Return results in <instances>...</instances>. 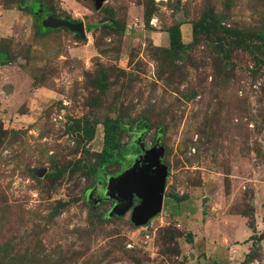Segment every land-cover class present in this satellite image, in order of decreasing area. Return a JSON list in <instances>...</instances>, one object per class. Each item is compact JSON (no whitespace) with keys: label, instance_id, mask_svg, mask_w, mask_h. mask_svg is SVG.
<instances>
[{"label":"rangeland","instance_id":"obj_1","mask_svg":"<svg viewBox=\"0 0 264 264\" xmlns=\"http://www.w3.org/2000/svg\"><path fill=\"white\" fill-rule=\"evenodd\" d=\"M1 17L0 264H264V0H0ZM108 122L124 153L104 162ZM157 139L161 211L109 215L110 180Z\"/></svg>","mask_w":264,"mask_h":264},{"label":"water","instance_id":"obj_2","mask_svg":"<svg viewBox=\"0 0 264 264\" xmlns=\"http://www.w3.org/2000/svg\"><path fill=\"white\" fill-rule=\"evenodd\" d=\"M104 0H93L95 7L100 9ZM42 26L47 29L67 28L72 32H77L81 37L85 36L82 22H74L68 19L58 18L54 15H47L42 20ZM164 149L162 145H155L144 150L142 164L135 165L127 171L113 177L110 184L113 193H108L117 201L125 200L126 203L118 207L114 205L109 215L116 213L124 214L131 208L130 220L138 226L144 225L162 209L163 193L167 177V166L160 162ZM140 201L132 206L133 196Z\"/></svg>","mask_w":264,"mask_h":264},{"label":"trees","instance_id":"obj_3","mask_svg":"<svg viewBox=\"0 0 264 264\" xmlns=\"http://www.w3.org/2000/svg\"><path fill=\"white\" fill-rule=\"evenodd\" d=\"M114 21V20H112ZM196 25H192V36L195 37L197 33ZM168 40L169 44L172 47L180 48L185 44L181 39V34L178 28V25H175L173 28L168 30ZM124 151L119 147L116 141V133L112 127L111 122L104 123L103 127V145L102 151L99 154L104 162L113 161L117 156L123 155ZM252 238H255L252 237ZM264 238V230L262 233L256 236V239L261 240Z\"/></svg>","mask_w":264,"mask_h":264},{"label":"flooded vegetation","instance_id":"obj_4","mask_svg":"<svg viewBox=\"0 0 264 264\" xmlns=\"http://www.w3.org/2000/svg\"><path fill=\"white\" fill-rule=\"evenodd\" d=\"M154 145H159V141H158V139L155 140V144H154ZM142 149H143V148L141 147V144H139V148H138V156H140V154H142ZM98 198H100V199H99L100 201H103V200H104L102 196H99ZM110 201L112 202L110 208H112V207H113L114 205H116V204L118 205V207H121V206H123V205L126 203L125 200H120L119 202H117V200H116L114 197L111 198ZM138 202H139V199H138L137 197L133 196L132 206L138 204ZM110 208H109V209H110Z\"/></svg>","mask_w":264,"mask_h":264},{"label":"crops","instance_id":"obj_5","mask_svg":"<svg viewBox=\"0 0 264 264\" xmlns=\"http://www.w3.org/2000/svg\"><path fill=\"white\" fill-rule=\"evenodd\" d=\"M3 15H5V13H4ZM6 15H8L9 17H11V16H10L11 14H9V13L7 14V12H6ZM6 15L4 16L5 19L7 18ZM0 19L5 21V19H3L2 17H1ZM10 19H11V18H10ZM183 26L185 27V26H187V24H184ZM182 39H183V38H182ZM182 41H184V40H182Z\"/></svg>","mask_w":264,"mask_h":264}]
</instances>
